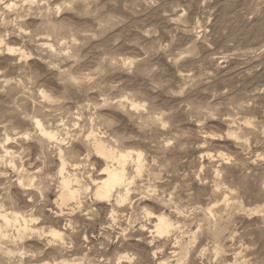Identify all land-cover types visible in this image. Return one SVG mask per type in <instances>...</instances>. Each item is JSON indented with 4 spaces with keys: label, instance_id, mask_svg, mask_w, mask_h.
Masks as SVG:
<instances>
[{
    "label": "rangeland",
    "instance_id": "1",
    "mask_svg": "<svg viewBox=\"0 0 264 264\" xmlns=\"http://www.w3.org/2000/svg\"><path fill=\"white\" fill-rule=\"evenodd\" d=\"M0 226V264H264V0H0Z\"/></svg>",
    "mask_w": 264,
    "mask_h": 264
},
{
    "label": "bare ground",
    "instance_id": "2",
    "mask_svg": "<svg viewBox=\"0 0 264 264\" xmlns=\"http://www.w3.org/2000/svg\"><path fill=\"white\" fill-rule=\"evenodd\" d=\"M14 49V48H13ZM13 49H10L13 52ZM139 106V105H137ZM38 124L40 125V122H38ZM43 132V131H42ZM55 133V132H54ZM52 131H44V134L53 137L54 134ZM92 133V132H91ZM96 151L99 155L104 156L108 162L106 163L105 168L103 170V173L105 175V177L100 178V180L97 182V186L95 189V196L98 200L101 201H106V200H111V198L113 197V194L115 193V191H118V189H120L125 182L127 181V174H126V161L132 157V153L130 151L127 152H117L116 150H114L113 148H110L108 146H106L102 141H97L96 143ZM7 150V148H5ZM5 150V151H6ZM10 151V150H9ZM8 151V152H9ZM135 151V150H134ZM12 152V151H11ZM62 153V152H61ZM60 153V155H61ZM138 158L137 161L140 163L143 159H142V154L138 153ZM11 157V156H10ZM63 157V156H62ZM109 161L111 164H109ZM63 166L61 169V173L64 170V165H65V161H62ZM129 163V162H127ZM135 163V162H134ZM13 165V163H12ZM24 169V168H23ZM140 169V168H139ZM26 170V169H25ZM21 171V170H20ZM30 172V171H29ZM28 174V173H27ZM70 174V173H69ZM34 176V175H33ZM63 178L60 180L61 181V189H60V194H59V199L61 200V205H66L68 204V202H70L73 199H76L79 195L80 197V190L78 188H75L72 184V180L71 178H69L68 176H62ZM23 178V177H22ZM27 179V178H26ZM74 179V178H73ZM80 179V178H79ZM77 180V179H76ZM132 180V179H131ZM24 181V180H23ZM21 179V184L22 185H26L25 182H23ZM18 183V182H17ZM94 183V182H93ZM75 184V183H74ZM80 185V184H79ZM21 186V185H20ZM78 186V185H77ZM32 187V186H31ZM36 187V186H35ZM131 187V186H130ZM21 188V187H20ZM26 189V188H25ZM129 189V187H128ZM127 189V191H128ZM83 192V191H82ZM123 194V193H122ZM130 195V194H129ZM82 196V195H81ZM94 196V195H93ZM116 198V197H115ZM129 198V197H128ZM59 200V201H60ZM116 203L117 204H122L124 203V199H122L121 197V191L118 192L117 195V199ZM55 201V200H54ZM76 201V200H75ZM74 201V202H75ZM58 202V201H57ZM60 203V202H59ZM77 203V202H75ZM111 204V203H109ZM59 205V204H58ZM124 205V204H123ZM56 206V205H55ZM114 206V205H113ZM120 206V205H117ZM131 206V205H130ZM62 208V207H61ZM69 208V205L68 207ZM71 208V207H70ZM81 208V207H79ZM78 208V209H79ZM77 209V207H76ZM112 210V215H114L115 213L117 214L119 210V208L116 210L114 207L111 208ZM6 211V210H5ZM60 211H63L62 209ZM78 211V210H77ZM109 211V210H108ZM56 212V211H54ZM70 213L72 211H69ZM89 212V210H88ZM91 212V211H90ZM3 213V212H2ZM61 213V212H60ZM59 213V214H60ZM63 214V213H62ZM68 214V213H67ZM111 215V216H112ZM124 215V214H123ZM129 215V214H128ZM118 216V215H117ZM149 216V214H148ZM39 217V216H38ZM88 217V216H87ZM115 217V216H114ZM121 217V216H120ZM123 217V216H122ZM1 218L4 219L5 223L8 226H12L17 230V234L19 237L21 238H25V236L27 235V233L32 230L31 226L29 227L28 225V220L25 218V215H21V213L19 214L18 212H12L10 215L9 214H2ZM92 218V217H91ZM131 219V218H130ZM157 222L155 224V227L157 228V232L159 234H164V233H169L170 229L172 226H174L170 219L168 217L164 215H158V217H156ZM117 220V219H116ZM145 220V219H143ZM39 221V220H38ZM34 222V220H33ZM65 222V220H64ZM71 222V221H70ZM148 222V221H147ZM64 224V223H63ZM69 224V223H67ZM65 226V225H63ZM107 226V225H106ZM111 226V225H110ZM143 227V226H142ZM145 227V226H144ZM1 226H0V232H1ZM11 228V227H10ZM64 228V227H63ZM71 228V227H70ZM126 228V227H125ZM133 228V227H132ZM4 229V226H3ZM66 229V228H65ZM73 229V228H72ZM172 230V229H171ZM37 231V230H36ZM43 232V231H41ZM51 235L53 236V240L54 239H61L63 240V233L58 230V229H52L50 231ZM29 234V233H28ZM125 234V232H124ZM155 234V233H154ZM2 235V234H1ZM66 235V234H65ZM152 235V234H151ZM165 235V234H164ZM5 236V235H4ZM12 236V235H11ZM52 238V237H51ZM117 238V237H116ZM153 238V237H152ZM16 239V238H15ZM67 240V239H66ZM65 240V241H66ZM152 241V240H151ZM50 243V242H49ZM91 252V251H90ZM23 254V253H22ZM86 256V255H85ZM46 264H51V263H46Z\"/></svg>",
    "mask_w": 264,
    "mask_h": 264
}]
</instances>
